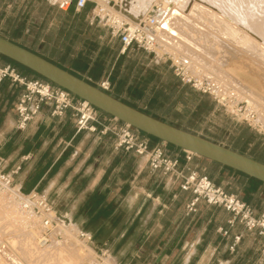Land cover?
Segmentation results:
<instances>
[{
	"label": "crops",
	"instance_id": "obj_1",
	"mask_svg": "<svg viewBox=\"0 0 264 264\" xmlns=\"http://www.w3.org/2000/svg\"><path fill=\"white\" fill-rule=\"evenodd\" d=\"M55 1L3 0L0 35L96 85L112 78L117 62L141 49L133 46L120 54L119 41L95 17L92 1L82 10L67 11L58 10ZM33 3L41 9L38 18L31 11ZM159 47L147 52L154 62L145 74L142 66H133L137 83L153 88V106L214 115L218 107L206 94L161 71L168 57ZM118 85L112 79V91L120 92ZM21 89L8 79L0 81L4 169L19 166L15 187L39 192L64 226L89 232L95 251L107 248L106 258L114 264H264V240L246 231L230 212L202 199L188 210L193 195L179 188L178 179L152 174L144 157L114 149L110 135L77 131L69 111L53 117L44 106L25 130H17L14 105ZM152 115L180 125L165 113ZM165 149L186 174H210L257 213L264 211V183L180 148L166 144Z\"/></svg>",
	"mask_w": 264,
	"mask_h": 264
},
{
	"label": "rangeland",
	"instance_id": "obj_2",
	"mask_svg": "<svg viewBox=\"0 0 264 264\" xmlns=\"http://www.w3.org/2000/svg\"><path fill=\"white\" fill-rule=\"evenodd\" d=\"M98 1L108 3L109 0ZM118 2L121 0H117ZM178 2L179 0H171L170 4L175 5ZM2 4L3 0H0V14L5 10ZM125 4L135 16L146 12L142 10V5L135 4V1L126 0ZM154 4H159L158 9L153 8ZM154 4L151 10H160L165 6L162 0ZM31 11L38 18L41 9L38 4L33 3ZM157 20L162 22L159 17ZM185 24L178 26L180 35L177 38H173L170 34L167 35L171 40H177L176 45L179 47L181 56L185 59L196 58L203 63V66H197L193 62L185 65L183 61L176 60L173 53L163 50L167 51L168 59L161 64V71L166 72L167 76H176L172 64L174 61L182 63L194 78L197 76L210 81L221 95L229 97L225 102L226 106L218 105L208 93L204 94L218 107L217 112L210 116L205 115L204 112L183 111L179 106V109L153 106L150 100L152 92L149 86L137 83V77H133L135 73L133 66H142L144 68L142 73L145 74L149 70L147 68L153 64L154 58L152 54L137 48L128 59L121 62L120 73L114 75V81L119 80L118 90L120 92L111 89L109 93L117 94L130 104L147 111L165 113L167 118H174L182 127L197 131L229 147L242 150L247 155L257 154L253 149L254 143H243L242 140L237 139V134L243 127H247L248 132L257 141L264 143V58L253 48H240L239 37L222 28L218 19L212 16H190ZM0 32L4 33L1 30ZM13 38L16 39L15 36ZM128 63L133 66L128 67ZM176 77L179 79L178 76ZM110 82L112 85L111 79ZM127 84H129L128 87ZM186 85L202 93L189 84ZM229 99L235 104L251 105L255 109V119L259 118L257 119L259 126L253 128L243 121L229 105ZM19 213L24 214L0 191V264H114L106 258L109 253L101 255L99 251H95L89 244L76 237V229L64 225L53 232L48 246H38L37 230L33 226L28 228L23 223L25 214L22 218ZM59 234L61 237H58ZM27 236L31 238V245L26 248L24 242ZM53 249L55 252L51 254ZM13 257L19 258V262L14 263Z\"/></svg>",
	"mask_w": 264,
	"mask_h": 264
},
{
	"label": "built area",
	"instance_id": "obj_3",
	"mask_svg": "<svg viewBox=\"0 0 264 264\" xmlns=\"http://www.w3.org/2000/svg\"><path fill=\"white\" fill-rule=\"evenodd\" d=\"M89 1L93 2L92 10L95 17L108 29L110 36L119 41L120 54L126 53L133 46L146 52H154L158 49L157 33L162 27L160 22L150 14L139 21L131 20L126 15L117 13L114 8L115 0H109V5L98 0H56L55 6L60 11H67L71 7L82 10ZM154 8L158 9V6L154 5ZM172 65H174L175 75L182 83L189 84L203 94L212 95L218 105L226 106L227 98L217 95L212 89V84L208 81L201 82L197 77L189 75L182 64L174 61ZM3 79H8L11 84L22 88L14 105L17 130H25L44 106L50 110V115L53 117H62L69 111L77 131L86 130L98 132L101 136L110 135L114 149L122 148L133 152L136 156L144 157L152 174L173 176L178 179L179 188L193 195L187 204L188 210H194V205L199 199L210 205L221 206L230 212L232 218L238 220L246 231L255 232L264 240V211L257 213L239 196L226 192L206 174L197 171L186 174L179 167L178 158L168 154L165 149L167 143L164 141L151 144L147 134L110 115L101 116L102 111L87 100L47 80L22 73L11 63L0 62V81ZM97 85L104 91L111 90L108 77L101 79ZM228 102L235 113L248 125L253 128L259 126L255 122L256 113L253 109L247 105L235 104L230 99ZM19 169V166H15L6 171L4 161L0 158V191L9 202L16 204L25 214L29 225L38 232L36 238L38 246L45 247L51 242L53 232L61 228L63 224L52 204L39 192L31 190L24 193L15 187L13 176ZM58 237H61V234ZM76 237L86 244L93 241V236L83 229L76 230ZM235 240L238 241L239 236H236ZM99 252L101 255H106L108 249L101 248Z\"/></svg>",
	"mask_w": 264,
	"mask_h": 264
},
{
	"label": "water",
	"instance_id": "obj_4",
	"mask_svg": "<svg viewBox=\"0 0 264 264\" xmlns=\"http://www.w3.org/2000/svg\"><path fill=\"white\" fill-rule=\"evenodd\" d=\"M115 7L118 8V6ZM149 14L158 19L159 11L151 10ZM125 15L127 16L126 13ZM160 24L163 27L161 22ZM0 55L68 90L77 97L87 100L102 112L149 136L264 183V162L199 133L146 113L2 35H0Z\"/></svg>",
	"mask_w": 264,
	"mask_h": 264
},
{
	"label": "bare ground",
	"instance_id": "obj_5",
	"mask_svg": "<svg viewBox=\"0 0 264 264\" xmlns=\"http://www.w3.org/2000/svg\"><path fill=\"white\" fill-rule=\"evenodd\" d=\"M115 1L114 8L117 13H122V15H125L126 13L128 18L131 20L134 19L135 21H139V19L149 14L147 11H150L151 6L154 3H158L159 0H131L135 1V4H141L142 10L146 11L145 13L137 16L129 11L128 5L126 6L125 4L126 0H121L122 4H124L123 6L121 2L117 3V0ZM162 1L165 6L163 9L158 10V17L159 19H162V29L165 31L161 29L157 33L158 47L160 44L162 50H168L173 53V55L177 58L176 60L183 61L185 65L193 62L197 66H203V63L196 58L185 59V57L181 56L178 49L179 47L176 45L177 40H171L167 35L170 34L173 38H177V36L180 35L178 26L186 25V20L189 19L190 16L194 15L204 17L212 16L215 19H218L222 28L239 37L240 48H253L259 52L262 58H264V0H179V2L175 5L170 4L171 0ZM105 4L109 5L110 2L108 1V3ZM154 5L159 7V4ZM115 6H118V8ZM184 68L187 71L185 66ZM197 78L201 82L208 81L203 78ZM208 82L212 84L210 81ZM212 89L220 97L229 98L221 95L214 85L212 86ZM247 107H250L255 111L251 105H247ZM257 119L259 118L257 117ZM257 119H255V122H257ZM23 215L21 216L22 218ZM23 223L28 228L31 227V225H29L28 218L25 216L23 218ZM24 244L26 248L31 245V238L29 236L26 237ZM54 252L55 250L53 249L50 253L53 254ZM12 260L14 263L19 262V258L17 257H13Z\"/></svg>",
	"mask_w": 264,
	"mask_h": 264
},
{
	"label": "trees",
	"instance_id": "obj_6",
	"mask_svg": "<svg viewBox=\"0 0 264 264\" xmlns=\"http://www.w3.org/2000/svg\"><path fill=\"white\" fill-rule=\"evenodd\" d=\"M126 53H124L123 55H125ZM0 60H2V61H4L5 63H11L12 65H14L19 71H21L22 73H25V74H27V75H29V76H31V77H34V78H39V79H43V80H45L44 78H42L41 76H39V75H37V74H35L34 72H32L31 70H29V69H27V68H25V67H23V66H21V65H19V64H17V63H15V62H13V61H11V60H9V59H7V58H5V57H3V56H1L0 55ZM119 65H120V62H117L116 63V65H115V67H114V70H113V72H112V78L110 77V79H111V81H112V79L114 78V75H116L117 73H120L119 72ZM128 67H131V66H133V64H131V63H128V65H127ZM150 76V75H149ZM109 79V80H110ZM149 79V78H148ZM88 81V80H87ZM91 83V82H90ZM111 83V82H110ZM93 84V83H92ZM96 85V84H95ZM146 86V85H145ZM150 88V87H149ZM150 90H151V92H153V88H150ZM112 95H114L115 97H117V98H119V96L117 95V94H114V93H111ZM119 99H121V98H119ZM122 101H124V102H126V103H128V104H130L129 103V101H127V100H125V99H121ZM130 105H132V104H130ZM132 106H134V107H137L136 105H132ZM139 109H141V110H143V111H145L146 113H149V114H153L154 112L153 111H147V110H145V109H142V108H139ZM177 126H180V125H177ZM183 128H185V129H187L186 127H183ZM189 130V129H188ZM149 136V135H148ZM149 138H150V142H151V144H155L156 142H158V141H160V140H158L157 138H154V137H152V136H149ZM237 139H240V140H242V142L243 143H245V144H248V143H254V151H256V153L257 154H255V155H251V157H253V158H255V159H257V160H259V161H261V162H264V143L263 142H260V141H257L256 139H255V137L254 136H252V134L250 133V132H248V128L247 127H243L242 129H241V131L240 132H238V134H237ZM167 146H169V147H172V148H178V147H175V146H172V145H170V144H167ZM231 148H233V149H235V150H237V151H239V152H241V153H244V151H242V150H239V149H236V148H234V147H231ZM245 154V153H244ZM250 156V155H249ZM224 168H227V167H225V166H223ZM227 169H229V170H231V171H234L235 173H238V174H241L242 176H247V175H245V174H242V173H240V172H238V171H235V170H232V169H230V168H227ZM211 180H213L217 185H219V182L220 181H215L214 179H213V177H212V175H207ZM248 178H250L251 180H255L256 182H260V183H262L261 181H259V180H257V179H254V178H252V177H249V176H247ZM224 188V187H223ZM224 190L226 191V192H228V189L227 188H224Z\"/></svg>",
	"mask_w": 264,
	"mask_h": 264
},
{
	"label": "snow or ice",
	"instance_id": "obj_7",
	"mask_svg": "<svg viewBox=\"0 0 264 264\" xmlns=\"http://www.w3.org/2000/svg\"><path fill=\"white\" fill-rule=\"evenodd\" d=\"M166 26V25H165Z\"/></svg>",
	"mask_w": 264,
	"mask_h": 264
}]
</instances>
